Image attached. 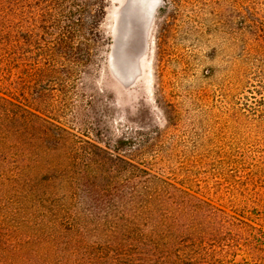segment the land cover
<instances>
[{
	"label": "rangeland",
	"instance_id": "1",
	"mask_svg": "<svg viewBox=\"0 0 264 264\" xmlns=\"http://www.w3.org/2000/svg\"><path fill=\"white\" fill-rule=\"evenodd\" d=\"M104 2L97 34L83 38L82 71L53 79L45 97L42 116L56 118L72 138L40 141V131L27 127L21 141L0 133V241L10 256L132 264V247L109 236L116 216L129 221L145 202L127 163L264 232V0ZM31 187L60 218L48 230V250L28 239L43 207ZM165 205L173 211L170 199ZM206 220L196 215L181 228L175 249L183 262L245 259L228 224Z\"/></svg>",
	"mask_w": 264,
	"mask_h": 264
},
{
	"label": "trees",
	"instance_id": "2",
	"mask_svg": "<svg viewBox=\"0 0 264 264\" xmlns=\"http://www.w3.org/2000/svg\"><path fill=\"white\" fill-rule=\"evenodd\" d=\"M105 7L104 0H0L1 134L14 135L17 141H21L25 138L19 129L27 127L33 133L40 131V141L48 142L55 136L72 138L69 137L71 132L56 118L42 116L46 109L45 97L51 94L49 83L53 79L61 81L76 77H73L71 69L82 71L83 38L90 40L97 34ZM27 143L30 144V140ZM48 167V164L45 165L46 171ZM123 167L129 179H133L134 193L138 196L144 192L145 202L134 210L129 221L122 215L116 216L114 224L110 226L109 236L119 241L117 246L126 242L128 247H132L134 255H137L130 258L132 264H185L177 254L175 243L181 228L186 227V219L195 218L196 215L208 218V226L216 220L227 223L229 231L235 234V241L247 255L241 261L225 254L201 256L200 264H264V256L258 254L262 248L264 250L263 231H255L249 223H234L231 216L226 218L224 210L137 164L127 163ZM44 175L39 177L41 182L47 181ZM33 193L37 203L43 207L38 206L34 212L37 213V220L34 217L33 232L28 239L44 241L48 250L51 244L48 230L59 224L60 218L57 212L48 209L43 192L38 193L31 187L28 194L32 196ZM169 199L173 211L166 214L165 204ZM85 219L84 216L83 224L87 222ZM144 220H147L144 225L149 224L146 232L141 225ZM164 230L171 233L167 236L168 240L164 239ZM10 254L0 241V264L35 263L32 256L18 259ZM121 256L132 254L123 253ZM193 259L195 256L188 257L189 261ZM108 262L112 264L111 260ZM39 263L53 262L47 256ZM127 263L128 260L120 262ZM94 264H97L96 260Z\"/></svg>",
	"mask_w": 264,
	"mask_h": 264
},
{
	"label": "water",
	"instance_id": "3",
	"mask_svg": "<svg viewBox=\"0 0 264 264\" xmlns=\"http://www.w3.org/2000/svg\"><path fill=\"white\" fill-rule=\"evenodd\" d=\"M126 1H127V0H126ZM124 7H126V2H125V6H124ZM117 29H118V31H119V29H120V28H119V24H118V26H117ZM126 29H127V28H126ZM126 29H124V32H123V33L126 32V31H125ZM121 32H122V31H121ZM119 36H120V35H119Z\"/></svg>",
	"mask_w": 264,
	"mask_h": 264
}]
</instances>
